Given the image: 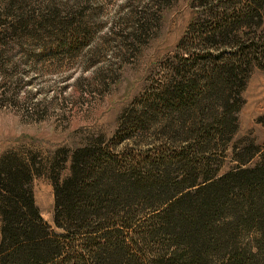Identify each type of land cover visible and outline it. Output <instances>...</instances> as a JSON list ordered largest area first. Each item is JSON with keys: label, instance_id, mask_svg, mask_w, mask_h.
<instances>
[{"label": "trees", "instance_id": "trees-1", "mask_svg": "<svg viewBox=\"0 0 264 264\" xmlns=\"http://www.w3.org/2000/svg\"><path fill=\"white\" fill-rule=\"evenodd\" d=\"M209 3L206 24L190 33L209 44L181 43L178 58L213 65L200 79L188 64L176 68L143 105L140 121L150 109L161 112L157 145L126 153L94 142L72 151L69 173L51 177L59 232L29 187L34 161L16 152L2 158L0 264H264V150L250 163L249 146L233 147L235 162L222 171L210 163L217 140L228 131L227 142L236 126L244 70L264 46L235 31L254 21L264 0ZM72 20L53 15L59 42L85 35ZM201 98L214 108L199 105L197 120L186 124L181 111Z\"/></svg>", "mask_w": 264, "mask_h": 264}, {"label": "rangeland", "instance_id": "rangeland-1", "mask_svg": "<svg viewBox=\"0 0 264 264\" xmlns=\"http://www.w3.org/2000/svg\"><path fill=\"white\" fill-rule=\"evenodd\" d=\"M211 1L0 0V161L13 152L34 161L38 173L29 187L50 229L59 232L51 177L62 180L69 173L74 149L96 142L136 153L163 141L161 112L150 109L143 121L139 115L176 68L188 64L200 79L213 65L211 59L178 58L181 43L209 44L190 33L206 24ZM258 11L249 26L235 31L238 37L256 35L264 43V3ZM53 15L75 17L70 23L81 22L85 35L59 42L49 24ZM241 83L236 126L227 142L228 131L220 136L210 156L220 171L235 162L233 147L249 146L250 163L264 150V46ZM212 102L199 99L181 111V119L196 121L199 105L210 111Z\"/></svg>", "mask_w": 264, "mask_h": 264}]
</instances>
